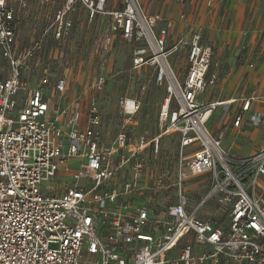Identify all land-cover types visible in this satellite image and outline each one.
I'll return each instance as SVG.
<instances>
[{
  "label": "built area",
  "instance_id": "1",
  "mask_svg": "<svg viewBox=\"0 0 264 264\" xmlns=\"http://www.w3.org/2000/svg\"><path fill=\"white\" fill-rule=\"evenodd\" d=\"M39 1L51 9L48 21L39 37L21 47L17 34L28 0H0V57L8 67L0 78V264H264V146L237 156L222 146L223 133L206 125L217 108L228 113L236 105L232 126L240 127L249 112V126L258 128L263 118L252 107L264 103V90L244 98H204L218 74L209 73L214 50L203 41V27L196 23L168 46L175 22L147 14L143 0ZM215 2L205 0L209 12ZM79 10L88 22L99 16L106 24L101 50L117 35L133 46L131 68H152L150 80L164 86L159 124L164 134H177L179 145L176 195L169 205L125 197L142 188L138 162L122 179L130 159L150 146L158 150L160 136L130 142L121 131L111 146H102L94 91L105 77L91 84L84 123L77 101L60 102L65 77L50 94L21 81L43 39L67 40ZM180 48L187 51L183 76L168 59ZM120 100L121 114L135 119L141 97ZM70 161L77 163L74 170ZM61 172L72 182L52 186ZM82 179L89 186H81ZM200 184L202 191L192 196Z\"/></svg>",
  "mask_w": 264,
  "mask_h": 264
},
{
  "label": "rangeland",
  "instance_id": "2",
  "mask_svg": "<svg viewBox=\"0 0 264 264\" xmlns=\"http://www.w3.org/2000/svg\"><path fill=\"white\" fill-rule=\"evenodd\" d=\"M249 3L247 1L246 8H242V5L240 8L238 5L235 7L227 5L222 11L219 9L217 15H213L211 19L206 15L208 7L205 0L184 2L143 0L142 6L147 14H158L161 19L171 18L170 20L175 22L174 28L168 35V46L181 36H188L192 26L196 23L203 26L204 43L214 45L209 70V73H212L220 68V66H215L217 60L227 65L228 60L231 59L230 56L236 57L239 50L245 51L252 35L264 41V2L258 5L256 14L247 13ZM27 9L18 33L21 47L30 44L29 37L34 39L40 36L51 10L48 5L41 4L39 0H28ZM239 12L243 13L239 14ZM73 23L70 35L65 42H55L50 37L43 39L41 48L27 61L25 68L21 71V81L24 87L27 89L43 87L51 91L59 77L66 78L68 88L73 85L84 87L91 85L96 76L105 77L102 89L94 91L102 119L101 144L103 147L111 146L121 131L126 132V137L130 142L137 141L140 136L151 140L159 135L158 150L150 146L137 158L130 159L122 179L130 178L129 172H132L130 166L138 162L140 164L137 173L138 182L142 188L132 192V199L148 197L152 202L159 203L160 206L157 207L169 205L176 195L179 145L177 134L172 132L164 134L167 129L164 125L160 127L159 124L158 112L164 96V86L159 87L150 80L152 68L147 66L131 68L133 46L121 40L117 35L114 36L115 39L107 49L101 50L98 47V39L106 30V24L101 23V17L97 16L94 21L88 22L87 15L80 11L76 14ZM158 24L162 26L163 22ZM259 31H261L260 36ZM260 45L258 44L259 47H257L260 49L256 52L263 54L264 47ZM243 46L244 48L241 49ZM234 50H236L235 53H232ZM168 59L176 75L183 76L188 68L187 51L180 48ZM7 70L5 60L0 57V78L6 76ZM241 78L246 91L260 86L259 83L254 87L248 75H243ZM144 84L146 88L142 90ZM19 95H22V91H19ZM125 96L132 98L138 96L142 99L141 108L135 119L127 120L120 112V99ZM202 96L200 95V99L203 98ZM218 114L219 112H216L209 122L214 121ZM227 139L226 136L224 140ZM257 142V146L264 145V128L261 129ZM124 153L126 154L127 150ZM184 170L188 171L186 167ZM71 182L72 179L63 173L52 183V186L57 187L60 184ZM86 182L87 180L82 179L81 186H87L88 182ZM195 186L197 188L192 196L202 189L201 184ZM42 187L44 188V185ZM140 201H143V198Z\"/></svg>",
  "mask_w": 264,
  "mask_h": 264
},
{
  "label": "crops",
  "instance_id": "3",
  "mask_svg": "<svg viewBox=\"0 0 264 264\" xmlns=\"http://www.w3.org/2000/svg\"><path fill=\"white\" fill-rule=\"evenodd\" d=\"M247 1L250 3L248 14L250 12H253V14L257 13V9L259 8L258 5L264 2V0H216L214 3L213 9L207 10L206 15L209 16L211 19L214 16L217 15V12L219 9L221 11L226 8V6L235 7L239 6V8L242 5V8H246ZM221 4V5H220ZM257 5V6H256ZM216 9V11H215ZM80 11L84 10H79ZM243 12H239V14H242ZM84 14H86L84 12ZM171 19V18H169ZM22 23V22H21ZM203 27V26H202ZM20 30V29H19ZM19 33V31H18ZM259 36L261 35V31H259ZM17 34V38H18ZM33 38L29 37V40H32ZM258 44H261L262 47H264V41H260L259 37H255V35H252V37L249 39L246 50L241 52L239 50L238 56L233 57L230 56V60H228L227 65L223 64L220 60H217L215 62L216 66H220L219 70L217 69L215 72H217L218 76L216 79V83L213 85L212 88L208 89L207 92L204 94V98L206 99H220V100H227L230 97H237V98H244L245 95H248L251 91H261L264 90V51L263 54L257 53ZM260 45V46H261ZM212 46H214L212 44ZM258 46V47H257ZM244 46L241 48L243 49ZM262 50V49H261ZM236 50H234L232 53H235ZM233 55V54H232ZM250 61L255 64L254 69H249L246 65V63ZM227 67V68H226ZM243 75H248V77H251V80L254 85L260 83V86L258 88H250L248 91H246L244 87V84L241 83V77ZM91 91V85L88 86H76L73 85L72 87H67L66 93L63 95L62 100L60 101L64 105H67L68 103L72 102L73 100L77 101L76 106L79 108L81 112V121L82 123L85 122V112L88 104V97ZM51 91L47 89V94H50ZM254 111L262 115L263 121L261 126L252 127L249 126L250 124V116L251 114L249 112L245 113L244 121L240 127H233L232 122L234 118V110L236 109V105H233L229 107L228 113H225L223 109L217 108L214 111V114L211 118L214 117L216 112H219L218 115H216V119L214 121H210V119L207 121L208 128L211 130H215L217 133L222 132L223 136L221 138L222 146L227 149L228 151L233 152L235 155L240 157H246L249 155H252L256 151L260 150L264 145L261 144V146H257L258 140L261 135V129L264 128V103L260 104H254L253 107ZM62 119V127L64 130H66L68 127L65 125L64 117ZM206 124V125H207ZM227 136V140H224V138ZM234 146H238L235 147ZM70 167L71 170L75 169L76 161H70ZM128 200L139 203L141 202L140 198L138 199H132V195L125 196Z\"/></svg>",
  "mask_w": 264,
  "mask_h": 264
},
{
  "label": "bare ground",
  "instance_id": "4",
  "mask_svg": "<svg viewBox=\"0 0 264 264\" xmlns=\"http://www.w3.org/2000/svg\"><path fill=\"white\" fill-rule=\"evenodd\" d=\"M128 103H129V105H130L131 101H130V100H128Z\"/></svg>",
  "mask_w": 264,
  "mask_h": 264
}]
</instances>
